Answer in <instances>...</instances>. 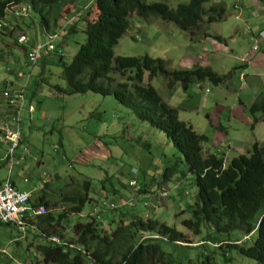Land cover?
I'll return each mask as SVG.
<instances>
[{
	"label": "rangeland",
	"instance_id": "374dc122",
	"mask_svg": "<svg viewBox=\"0 0 264 264\" xmlns=\"http://www.w3.org/2000/svg\"><path fill=\"white\" fill-rule=\"evenodd\" d=\"M151 1H162L170 7H175L180 2H188L148 0ZM212 2L223 5L224 16L220 21L202 25L204 28L201 33L197 34L199 29L194 33L197 35H191L190 32L180 30L174 24L158 18H145L135 12L131 13L130 25L113 47V52L123 56L159 57L167 62L170 69L191 68L196 64L209 66L219 74H225L241 64L238 69L243 72L241 77L240 71L236 70L226 83L218 86L203 82L183 91L179 83L169 86L168 80L163 77L148 79L147 73L144 74L142 82L145 85L151 84L165 102L176 107L180 119L191 124L195 131L205 134L207 141L202 144L203 148L223 156L224 165H227L232 157L247 154L254 142L258 145L264 144V120L255 121L253 118L257 116L263 119L260 113L251 116L243 109L244 116L240 114L241 117H235L225 109L237 104L238 98L244 101L247 94L250 97L255 95L254 91H249V81L258 79L249 77V74L259 75L264 85V66L261 63V66H254L248 59L244 61L240 55L245 46H249L248 40L253 43L259 36V31L264 29V1L209 0L205 7ZM19 9L25 21L30 23L32 12L28 4L24 3ZM68 9L69 15L64 14L59 24H66L71 16L70 24L79 18L94 19L97 13L93 1H89L78 11L72 5ZM8 19L11 22L9 24L20 22V18L15 20L8 16ZM3 33H0V93L3 85L11 86L5 80L8 77L6 74L27 73L30 76L24 94L33 100L34 108V101L40 105L39 110L31 115L27 114L25 108L21 111V132L26 138L31 156L25 163L12 169V180L20 190L31 191V198L35 201L38 200V192L42 187L48 191L47 198L53 204L49 211L56 220L53 226L46 227V236L57 237L60 242L69 241L73 238V224L85 221V217L91 212L90 203L96 202L95 200L86 203L79 214L69 212L70 203L60 200L62 195L83 192L81 184L84 180L90 181L89 193L93 199L107 197L113 189H117L120 195L133 197L131 188L128 187L131 171L138 172L137 175L134 174V178L147 185H155L162 179L165 167L175 165V171L169 174L170 179L162 186L167 195L165 204L156 199L153 193L149 194V203L146 206L135 201L139 200V196L129 199L136 202L138 209L134 211L144 218L150 216L159 222L164 221L183 233L182 241L177 244L161 241V247L172 260L169 264H256L253 259L238 253L232 247L221 250L211 243L201 245L198 240L206 232L205 227L196 235L183 226L181 221L190 217L196 192L194 174L188 171L183 156L162 131L138 119L112 95L102 96L93 92L58 94L50 85L65 86L60 77L61 67L55 63L50 64L52 58H48L44 67L38 62L31 69L22 71L21 67L25 68L24 50L14 43L7 31ZM203 33H208V36ZM65 34L57 42L62 50L61 57L68 63L79 44L84 41L85 34L80 23L76 24L75 33ZM213 35H219L221 39L214 38ZM260 36L264 37L262 34ZM261 41L259 39L257 42ZM261 50L253 51L252 61ZM244 68L246 69L243 71ZM243 75L248 76L247 83L242 78ZM4 105L0 97V122H3L1 110ZM207 113L209 117L206 116ZM139 141L146 145L142 146ZM3 149L0 146V179L7 174L6 166L1 161H5ZM34 156L40 162L33 159ZM24 177L30 181L25 182ZM40 177L45 179L44 183L40 182ZM102 180L105 188L101 186ZM45 183L48 185L44 186ZM102 188L106 189L105 192ZM115 198L121 200L120 196L115 195ZM262 212L264 207L256 217ZM61 213L65 216L57 222ZM98 215V220L106 225V210L101 209ZM237 235L236 231L230 234L232 237H241ZM213 236L216 237V234L213 233ZM17 237H20L18 242ZM217 238L216 245H225L232 239L226 238L225 233L219 234ZM37 243H44V240L35 239L30 232L19 234L15 227L0 223V264H44L41 253L35 248Z\"/></svg>",
	"mask_w": 264,
	"mask_h": 264
},
{
	"label": "trees",
	"instance_id": "16d2710c",
	"mask_svg": "<svg viewBox=\"0 0 264 264\" xmlns=\"http://www.w3.org/2000/svg\"><path fill=\"white\" fill-rule=\"evenodd\" d=\"M89 1L94 2L96 17L79 18L71 24L67 23V29L65 26L64 31L59 34L60 37L65 32L75 33L76 24L81 25L85 39L79 44L71 60L66 63L61 57L62 50L57 37L54 41V50L47 54L43 53L33 65L40 62L44 67L47 64L46 60L52 58L50 64L55 63L61 67L60 77L65 82V86L50 85L58 94L93 92L102 96L112 95L138 119L162 131L183 156L188 171L194 174L196 192L190 217L181 221L183 226L196 235L201 233L202 228H206V232L202 233L203 236L198 240L201 245L211 243L221 250L232 247L238 253L253 259L256 264H264V212L256 217L264 207V144L258 145L254 142L247 154L234 156L227 165H224L223 156L203 148L202 144L207 141V136L195 131L191 124L180 119L178 109L165 102L151 84L142 83L144 74L147 73L148 79L155 76L163 77L168 80L169 86L179 83L183 91L203 82L218 86L226 83L241 65L234 66L225 74H219L209 66L196 64L191 68L170 69L167 62L159 57L123 56L115 55L113 52V47L127 31L130 14L133 12L141 17H154L172 23L180 30L197 35L201 33L205 24L222 19L225 13L223 5L212 2L205 7L209 0H188L178 3L175 7H170L162 1L148 0H0V33L4 34L3 32L7 31L14 43L24 50L25 68L21 67L22 71L33 66L27 61L26 52L42 41L45 33L54 32L61 25L59 21L64 14L69 15L68 6L72 5L75 11H78ZM24 3L28 4L32 12L30 23L25 21L19 9ZM8 16L15 20L20 18V22L9 24L11 22L8 21ZM196 31L199 33L194 34ZM203 34L208 36V33ZM20 35L26 37L23 43L18 42ZM213 36L221 39L219 35ZM11 74L19 81L25 80L27 76V73H23L22 77H18L17 73ZM5 87L6 85H3L2 90ZM244 109L251 116L260 113L264 117V91L258 92L253 102ZM206 116L209 117V114ZM253 118L255 121L264 120L257 116ZM218 127H221L220 122ZM138 143L146 145L140 141ZM1 161L7 166L6 160ZM173 171L175 165L165 167L162 179L155 185H147L134 178V174L137 175L138 172L131 171L132 177L129 182L135 180L139 186L138 188L137 185L130 186L128 182L133 197H125L120 195L117 189H113L107 197L112 198L114 202L116 200L117 204L113 208H103L107 213L106 225L88 213L85 221L73 224V238L61 241L62 244L51 241L50 236L45 235L46 227L53 226L56 219L49 211L53 204L47 198L48 191L44 187L39 190L37 201L33 200L31 195L29 198L30 204L34 206L42 204L47 210L44 215L27 220L35 224L38 230L27 228L22 232L15 228L19 234L30 232L35 239L44 240V243L35 244L44 264H169L172 260L161 247V241L177 244L182 241L183 233L164 221L159 222L150 216L144 218L134 211L138 209V205L130 206L123 203L120 205L115 195L120 196L122 201L139 196V200L135 201H140L142 205L144 202L149 203V194L158 192L165 186L164 183L170 179L169 174ZM3 179H0V183ZM101 184L104 185L103 180ZM47 185L48 183H45L44 186ZM81 186L83 192H72L60 197V200L70 203L71 213L79 214L86 203L95 200L96 202H91L92 206L99 201L96 197L93 199L89 193L91 186L89 180H84ZM159 200L165 204L167 195ZM64 216V213L59 214L57 222ZM111 225L114 227L111 228ZM235 231L241 237L230 236ZM222 233L226 234V238L232 239L225 245H216L217 237ZM246 236L249 238H244ZM18 238L20 237H17V242Z\"/></svg>",
	"mask_w": 264,
	"mask_h": 264
},
{
	"label": "built area",
	"instance_id": "2783aa9c",
	"mask_svg": "<svg viewBox=\"0 0 264 264\" xmlns=\"http://www.w3.org/2000/svg\"><path fill=\"white\" fill-rule=\"evenodd\" d=\"M70 21L71 18L65 23H70ZM66 24L59 25L54 32L45 33L42 41L38 42L33 48H30L26 52L27 61L33 65L43 53L47 54L54 50V41L59 37V34L64 31ZM25 40V35H20L18 37V42L20 43H23ZM17 75L18 77H22L23 72H18ZM28 75L29 74H27L25 80L20 81L18 86L8 85V87L6 86L0 93V97L2 96L1 98L8 108L2 120L3 122H0V146L4 147V159L7 163V174L0 183V222L13 225L22 232H25L27 228L37 231L38 227L27 220L32 217L42 216L47 212L46 207L42 204L35 206L30 204V191L20 190L12 181V169L20 163H23L25 156L29 153L27 145L22 142L21 132V111L25 108L26 97L24 91L28 83ZM42 175H44V173H42ZM23 180L25 182L30 181L27 177H24ZM40 182L44 183L45 179L40 177ZM129 185H137V188L139 187L135 180L130 181ZM164 189V187H161L158 192L153 193L156 195V199L166 196ZM112 200V198L102 197L98 203H94L91 206L90 213L99 219L98 213L101 209L113 208L116 206V200L115 202ZM122 203L130 206L137 205L133 199L121 201V204ZM144 205H148V203L144 202ZM49 239L55 243L62 244L57 237L50 236Z\"/></svg>",
	"mask_w": 264,
	"mask_h": 264
},
{
	"label": "crops",
	"instance_id": "0c3cea01",
	"mask_svg": "<svg viewBox=\"0 0 264 264\" xmlns=\"http://www.w3.org/2000/svg\"><path fill=\"white\" fill-rule=\"evenodd\" d=\"M264 6V5H263ZM257 39V41L259 40V39H261L262 41L261 42H257V41H253V43L251 42L250 43V41L248 40V45L249 46H245V48H244V51H243V53H241L240 55H241V58H243V60L245 61L246 59H248V62L249 63H251V64H254V66H261L260 65V63L262 64V66H264V39H262V38H259V37H257L256 38ZM252 44V45H251ZM251 45V46H250ZM254 45H258L257 46V48L256 49H253V46ZM259 49H262L261 50V52H259L258 53V55H256V57H255V59L252 61V59H251V56H252V53H253V51L254 50H259ZM244 56V57H243ZM240 58V59H241ZM10 63L12 62V61H10V60H8ZM22 63H23V61H22ZM25 63V62H24ZM9 64V63H8ZM10 65V64H9ZM24 65V64H23ZM241 65V64H240ZM34 66V65H33ZM243 66V65H242ZM246 68H244L243 69V71L245 70ZM7 70H10V69H7ZM238 71H240V70H238ZM237 71V72H238ZM242 71H240V74H239V76L241 77V75L243 74V72L241 73ZM5 74H6V72H5ZM6 75H8V77L5 79V80H7L8 81V84H10V85H13V86H18L20 83H18V82H20L19 80H17V79H15V76L13 75V74H6ZM247 75H243L242 76V78L245 80V82L247 81V77H246ZM250 76H254V77H256L258 80H256V79H253V80H250L249 81V83L251 84V87H250V89H249V91H254V93H255V95L252 97V95H251V97L249 96V94H247V96H246V98L244 99L243 98V100L244 101H242L240 98H238V103L237 104H235V105H233V107L232 108H230V107H225V109L228 111V113L231 115V113H232V115L233 116H235V117H241V115L242 116H244V107L245 108H247L248 107V105L251 103V102H253V100H254V98H255V96H256V94L258 93V92H260V90L262 91V90H264V89H262L263 87H264V85H262V79H260L259 78V75H255V74H249V77ZM239 77V78H240ZM2 80V79H1ZM262 80V81H261ZM255 81H257V82H255ZM247 83V82H246ZM248 85V84H247ZM26 97V101H25V109H26V111H27V114H29V115H31L32 113H34V112H37V110H39V108H40V105H39V103H37V102H35L34 101V104H35V108L33 107V105H32V101L33 100H30V99H28V97L27 96H25ZM4 101V100H3ZM5 104V103H4ZM30 106V107H29ZM29 108H30V110H29ZM6 109H7V107H6V105H4L3 106V108H2V110H1V117H5V115H6ZM244 109V110H243ZM237 111V112H236ZM239 114V116H237ZM241 114V115H240ZM26 138H25V136H24V134H23V132H22V142L24 143V144H26V145H28L27 143H26ZM28 147V146H27ZM29 152V151H28ZM30 153V152H29ZM28 153V154H29ZM31 156V154H29V156H26L27 158H25V160H24V162L23 163H25V161H27V159L29 158ZM33 159H35V160H37V161H39L40 162V160H38V158H37V156H34V157H32ZM57 174V173H56ZM101 186L102 187H104L105 188V185H102L101 184ZM91 188V187H90ZM105 190L106 189H103L102 188V191H104L105 192ZM90 191V190H89ZM30 193H31V191H30ZM96 196H99V197H101L100 195H96ZM102 198V197H101ZM97 199V198H96ZM98 201V200H97ZM90 207H91V203H90Z\"/></svg>",
	"mask_w": 264,
	"mask_h": 264
},
{
	"label": "clouds",
	"instance_id": "9594fccd",
	"mask_svg": "<svg viewBox=\"0 0 264 264\" xmlns=\"http://www.w3.org/2000/svg\"><path fill=\"white\" fill-rule=\"evenodd\" d=\"M69 18H71V21H72V16L69 17ZM261 34L264 35V29L260 30V31H259V36H257V37H259V38L264 39V37L260 36ZM255 41H257V39H256ZM256 48H257V45H254V46H253V49H256ZM244 238H245V237H244ZM246 238H249V237L246 236Z\"/></svg>",
	"mask_w": 264,
	"mask_h": 264
},
{
	"label": "water",
	"instance_id": "95a60500",
	"mask_svg": "<svg viewBox=\"0 0 264 264\" xmlns=\"http://www.w3.org/2000/svg\"><path fill=\"white\" fill-rule=\"evenodd\" d=\"M59 60L61 61V58Z\"/></svg>",
	"mask_w": 264,
	"mask_h": 264
}]
</instances>
